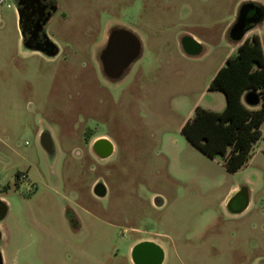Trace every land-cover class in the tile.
<instances>
[{
  "label": "rangeland",
  "instance_id": "obj_1",
  "mask_svg": "<svg viewBox=\"0 0 264 264\" xmlns=\"http://www.w3.org/2000/svg\"><path fill=\"white\" fill-rule=\"evenodd\" d=\"M249 1L264 6L55 0L46 33L57 54L46 56L21 44L14 0H0L3 264H133L144 239L163 249L161 264H264L261 145L228 172L223 157H207L180 132L207 99L202 72L229 55V29ZM113 29L140 43L116 80L99 59ZM252 31L264 36V26ZM184 36L202 42L199 54L185 52ZM98 138L113 145L106 158L92 149ZM98 183L104 196L93 192ZM242 189L248 204L234 212L243 195L228 202Z\"/></svg>",
  "mask_w": 264,
  "mask_h": 264
},
{
  "label": "trees",
  "instance_id": "obj_2",
  "mask_svg": "<svg viewBox=\"0 0 264 264\" xmlns=\"http://www.w3.org/2000/svg\"><path fill=\"white\" fill-rule=\"evenodd\" d=\"M220 91L225 107L214 112L197 107L181 127L185 139L209 158L223 157L228 172L237 171L261 137L264 121V55L258 36L241 42L234 56L215 73L208 85ZM252 94L258 105L246 106L242 95Z\"/></svg>",
  "mask_w": 264,
  "mask_h": 264
},
{
  "label": "water",
  "instance_id": "obj_3",
  "mask_svg": "<svg viewBox=\"0 0 264 264\" xmlns=\"http://www.w3.org/2000/svg\"><path fill=\"white\" fill-rule=\"evenodd\" d=\"M249 8L262 7L254 2L244 3L240 6L237 18L228 32V37L233 41H238L242 38L246 31L251 29L261 20V14L255 16L250 22L246 21V10ZM181 46L190 55H197L201 47L189 36L181 38ZM140 53V43L137 37L126 29H113L108 37L103 50L100 52L99 59L101 62L104 75L110 80H116L121 77L128 65L134 61ZM57 54V49L54 53H49L47 56ZM244 102L248 106L258 105V98L252 94L244 95ZM40 143L46 150H51V138L48 134L42 133ZM94 153L100 158H106L113 151L112 143L106 138H98L92 143ZM96 196H104L105 189L101 184H96L93 188ZM243 195L244 202L240 209L234 212L242 211L248 204L246 199V191L244 189L235 193L233 198L228 202V207L231 201L237 196ZM6 214V205L0 202V219ZM1 237V232H0ZM131 261L133 264H161L164 259L163 249L152 241H140L134 244L130 252ZM0 264L2 258L0 254Z\"/></svg>",
  "mask_w": 264,
  "mask_h": 264
},
{
  "label": "flooded vegetation",
  "instance_id": "obj_4",
  "mask_svg": "<svg viewBox=\"0 0 264 264\" xmlns=\"http://www.w3.org/2000/svg\"><path fill=\"white\" fill-rule=\"evenodd\" d=\"M14 3L21 44L31 52H38L46 56L49 53H54L57 46L48 38L46 26L57 11L55 0H14ZM245 13L246 21L250 22L255 16L262 13V10L249 8Z\"/></svg>",
  "mask_w": 264,
  "mask_h": 264
},
{
  "label": "crops",
  "instance_id": "obj_5",
  "mask_svg": "<svg viewBox=\"0 0 264 264\" xmlns=\"http://www.w3.org/2000/svg\"><path fill=\"white\" fill-rule=\"evenodd\" d=\"M251 2H254V3L260 5L259 3L255 2V1H251ZM260 6L262 7V18H261V20L255 26H253L251 29L246 31L245 34L242 36V38L240 40H238V41L227 40V41H229L228 43L230 44V47H229L230 50H229V53H228L229 55L228 56L227 55L223 56V58L221 59L220 62L219 61L216 62L215 65L211 64L209 69L207 68L204 72H202L205 75L204 82L206 83V85H205L206 88L208 86V83L212 80V78L215 75V73L225 64L226 59L228 57L234 56L236 54L237 49H238L239 45L241 44V42L243 40L249 38L250 36H254V35L258 36V38L260 40V43H261L263 55H264V39H263L264 36H262L260 34H257V33H253V31H252L253 28H257L258 26L260 28H262L264 26V6H262V5H260ZM222 33L225 34L224 31ZM223 34H222V36H223ZM195 41L200 45L201 50H202V46H203L202 42L199 39H196ZM180 43H181V39H180ZM201 50H200V52H201ZM205 96L207 97V99H205L203 101H200V102H196L193 105L192 111H191V113H190V115H189L187 120L192 118V116L194 114V111H195V109L197 107L205 109V110H209V111H214V112H220V111H222L224 109V107H225V97H224L222 92H220V91H210L207 88L206 92H205ZM241 101H242V103L244 105L247 106V104L244 102V95H242ZM260 129H261L262 137L257 142H255L254 145L257 144V143L260 144L261 145L260 146L261 151L264 153V121H263ZM252 150H253V147H252ZM250 155H251V153H250ZM235 190H236V188H233L231 190V192H233ZM4 201H5L4 197L0 195V202L4 203ZM0 228H1V231H0L1 232L0 254H1V258H2V252L4 253V247H3L2 242L5 243L4 238H5L6 234H5V231L3 230V228L1 226H0ZM144 240H147V239H144ZM144 240H142V241H144ZM147 241H150V240H147ZM2 263H3V258H2Z\"/></svg>",
  "mask_w": 264,
  "mask_h": 264
}]
</instances>
